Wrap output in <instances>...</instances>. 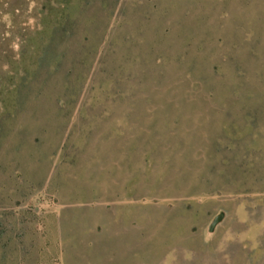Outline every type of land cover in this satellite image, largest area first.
Here are the masks:
<instances>
[{
    "label": "rangeland",
    "instance_id": "374dc122",
    "mask_svg": "<svg viewBox=\"0 0 264 264\" xmlns=\"http://www.w3.org/2000/svg\"><path fill=\"white\" fill-rule=\"evenodd\" d=\"M0 264H264V0H0Z\"/></svg>",
    "mask_w": 264,
    "mask_h": 264
}]
</instances>
